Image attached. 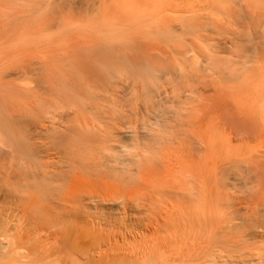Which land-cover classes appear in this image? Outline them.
<instances>
[{"label": "bare ground", "instance_id": "6f19581e", "mask_svg": "<svg viewBox=\"0 0 264 264\" xmlns=\"http://www.w3.org/2000/svg\"><path fill=\"white\" fill-rule=\"evenodd\" d=\"M8 1L15 2L0 0V9ZM16 1L21 5H33V9L39 6V0ZM55 1L46 0L43 6L53 5ZM62 5L70 12H83L84 15L67 23L63 19L57 22L46 20L40 26L37 25L39 13L34 12L36 9L22 10L14 18L17 30L10 29L5 37L0 36V264H189L197 251L186 258L188 254L185 249L188 247L184 248L182 241L180 247L171 248L166 246L168 240L162 242L164 245H156L161 241L158 243L157 239L158 242L153 239L156 244L152 243V246L147 244L143 247V244L125 250L94 245L92 239L76 238L75 228H88L85 220L89 219L86 215L91 207L90 201L105 202L97 205L106 210L112 209L109 205H117L126 213L129 204H132V208L140 209L145 197L140 195L131 200L113 187L95 186L82 176L79 185L74 188L72 156L67 148L79 118L84 117L86 122L93 123L103 132L99 144L102 148L94 157L99 158V165L108 164L127 171L141 168L133 160L136 153L132 155V164L122 166L121 159L122 153L131 154L137 144L148 136L147 132H141L138 128L144 129L146 125L133 124L132 73L128 69L125 77L120 76V67L132 69L135 66L132 56L120 51L123 40L130 39L127 35L134 32L145 35L161 33L173 37L177 45L190 44L189 50L197 52L200 42L221 35L220 26L229 24L230 29L223 42L234 45L237 50L233 51L230 59L236 57L234 62L244 71L255 67L264 75V0H62ZM87 21V24H81ZM9 24L7 22L3 27L7 29ZM55 29L57 31L53 32ZM69 30L74 32V37ZM145 35L142 38H149ZM208 47L212 53L220 52L210 44ZM229 50L228 46L223 48L225 52ZM56 59L68 60L59 65H62L61 69L67 68L73 73L69 83H62V87L66 85L64 92H59L58 86L57 91L53 88ZM145 61L139 65V69L150 74L155 66ZM258 63H261L260 67ZM256 91L255 99L264 100V78H259ZM136 105L135 109L142 111L144 108L147 115L153 114L149 120L154 119V124L161 123L163 115L155 113L158 110L155 104L145 102L144 107H138V103ZM214 138L216 141L217 138ZM214 144L211 140L213 149ZM214 154L217 158L212 155L209 163L216 170L215 175L228 177L231 173L226 168L229 155L226 152ZM219 168L220 172L217 171ZM137 183H143V179L137 180ZM209 211L212 214L213 210ZM193 213L188 219L198 217L195 216L198 212ZM146 223L149 228L151 222ZM140 224L144 226L143 222ZM165 225L162 223L155 229L166 233L168 228ZM147 227L148 232L145 231L150 236L155 230L150 231ZM157 231L153 235L159 234ZM140 235L146 237L147 234ZM193 236L188 235L186 243L192 241L196 246L200 242ZM190 250L188 248L187 251Z\"/></svg>", "mask_w": 264, "mask_h": 264}, {"label": "rangeland", "instance_id": "374dc122", "mask_svg": "<svg viewBox=\"0 0 264 264\" xmlns=\"http://www.w3.org/2000/svg\"><path fill=\"white\" fill-rule=\"evenodd\" d=\"M43 2L46 0H39L38 7L34 5L36 10L33 9V5L29 6L26 3L21 5L16 0L6 2L4 8L0 9V30L3 33L0 36L5 37L12 29L17 30L14 18L22 10H35V13H39L37 25L40 26L46 20L57 22L63 19L67 23L84 15L83 12L78 14L76 11L70 12L63 8L62 0H56L53 5H45L46 8ZM7 22L10 24L6 29L3 26ZM87 23L88 21L81 24ZM71 24L76 26L75 23ZM229 26L223 24L222 27L220 26L221 35L200 42L197 52L189 50L190 44L177 45L173 37H166L161 33L145 35L142 32H134L127 35L130 39L123 40L120 51L127 55L129 53L135 66L132 69L120 67V76L125 77L128 69L132 73L134 84H132V120L136 122L133 124L146 125L144 129L138 128L141 132H147L148 136L137 144L131 154L122 153L121 159H123L122 166H127L132 164V155L136 153L133 160L138 162L141 168L127 171L120 167L112 168L108 164L99 165L97 162L99 158L94 157L98 156L102 148L99 144L103 132L93 123L86 122L84 117L79 118V125L77 124L72 132L73 136L67 150L72 156L71 172L73 176L75 174L72 177L74 188L79 185L82 176L85 181L95 186L113 187L131 200L140 195H144L145 199L140 209L132 208V204H129L126 213L117 205H109L112 209L106 210L107 208H100L97 205L105 202L90 201L91 207L87 209L86 215L89 219L86 217L88 220H85L88 228L85 224L86 230L75 228L76 238L92 239L94 245L125 250L143 244V247L147 244L152 246V243L156 244L153 239H157L158 243L161 241L156 245L168 240L171 243L168 245L169 242H166L165 245L168 247L178 248L179 244L184 242L181 245L190 250L195 244L192 241L186 243V239L188 235L191 237L194 234L193 237L198 238L197 242L200 243L196 242L192 251L185 249L188 254L186 258H190V255L197 251L190 260V262L195 261L188 262L189 264H264V100L255 99L256 86L259 78H264V75L255 67L244 71L234 62L236 57L234 60L230 59L236 49L234 45H226L223 42L230 29ZM68 32L73 36V31ZM142 34L149 38H142L144 36ZM137 35L141 38L134 39ZM208 44L220 52L212 53ZM227 46L230 50L223 51ZM194 56L196 58H193ZM58 60L56 59L55 63L57 70H54L55 73L52 72L54 73L53 88L64 92L63 87L66 85L63 84L62 87V83H69L73 79L71 76L73 73L70 69H61L62 65H59L67 63L68 60ZM145 60L155 66L151 75L139 69L141 67L139 65H143ZM260 64L257 65L260 67ZM145 102L155 104L158 108L155 113L163 115L164 119H160V124H154V119L149 120L153 114L147 115L144 108L142 111L135 109L136 103L138 107H144ZM210 137L215 143V149L211 146V140H208ZM214 137L217 138L216 141ZM215 152L224 154L226 152L229 155L231 161L229 160L226 168H229L231 173L228 177L223 174L215 175L216 170L211 167L212 163H209L212 161V155L217 158ZM217 171L220 172V168ZM233 174L235 176H232ZM142 179L143 183L136 184L137 180ZM209 210H213L212 214ZM193 212H198L195 214L199 217L196 218L197 220L188 219ZM147 221L153 224L150 223L149 228ZM142 222L145 227L140 226ZM161 222L168 228L166 233L155 229L157 225H162ZM146 227L148 230L154 228L155 231L150 230L152 232L149 236ZM137 229L144 236L147 234L148 238L147 235L142 237ZM156 231L159 234L153 235ZM101 264H109V262Z\"/></svg>", "mask_w": 264, "mask_h": 264}]
</instances>
